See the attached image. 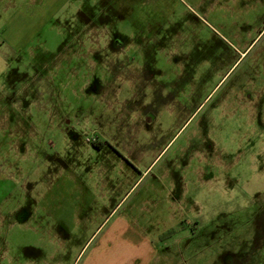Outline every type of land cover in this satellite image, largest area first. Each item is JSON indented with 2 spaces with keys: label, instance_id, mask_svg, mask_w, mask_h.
Wrapping results in <instances>:
<instances>
[{
  "label": "rangeland",
  "instance_id": "1",
  "mask_svg": "<svg viewBox=\"0 0 264 264\" xmlns=\"http://www.w3.org/2000/svg\"><path fill=\"white\" fill-rule=\"evenodd\" d=\"M262 2L0 0V264H264Z\"/></svg>",
  "mask_w": 264,
  "mask_h": 264
},
{
  "label": "flooded vegetation",
  "instance_id": "2",
  "mask_svg": "<svg viewBox=\"0 0 264 264\" xmlns=\"http://www.w3.org/2000/svg\"><path fill=\"white\" fill-rule=\"evenodd\" d=\"M261 5H262L261 7H263V11H264V3L262 2ZM261 15H260L261 18L258 19V24H261L260 28L257 31L255 37L250 39L248 46L243 51H239V49L235 47V49H234L235 54H233V56L235 58H233L231 60L232 62H231V66L229 68L230 70L241 59L242 55L245 54V52L248 51L250 48L252 50L254 48V46L258 43L260 38H262L264 36V12ZM259 47L260 46H258V49L253 56V64H254L255 70L252 71L251 78H249L248 82H246L247 87L249 89H252L253 92L252 93L251 92H247V93L243 92L242 96L237 97V95H236L234 98L232 97V99H231L232 102L235 101V103H237V105H240L242 110L245 107V109L247 110L246 112H249V109L251 111L255 110L257 108V106L259 105V103L262 104L264 102V45H262L260 48ZM249 53L250 52H248V54ZM259 67L261 68V70L258 69ZM256 78H259V79H256ZM243 88H245V87H243ZM226 100H227L225 102V106H226L225 109L226 110L224 112L228 113L229 111H227V108L230 106L228 103L230 100L228 97ZM241 100H242V102H241ZM236 113L237 112H234V110L229 112V114L231 116L235 115ZM147 118H148V121H150L151 118L148 117V115H147ZM230 118H232V117H230ZM149 124H151V123H149ZM110 147L115 152V154H117L119 157L125 158V156L123 154H121L120 151H118L117 149H115L112 146H110Z\"/></svg>",
  "mask_w": 264,
  "mask_h": 264
},
{
  "label": "crops",
  "instance_id": "3",
  "mask_svg": "<svg viewBox=\"0 0 264 264\" xmlns=\"http://www.w3.org/2000/svg\"><path fill=\"white\" fill-rule=\"evenodd\" d=\"M5 30L7 31V29H5ZM7 42H9V41H7ZM166 147H167V145L164 148H166ZM164 148H162V149L164 150ZM153 162H154V160L151 162V164ZM151 164L148 165L147 169H149ZM47 231L51 233L50 230L47 229ZM41 232L45 234L46 231L42 230ZM94 233H95V231L91 234L89 240L92 238V235ZM56 234L59 237H62L61 234H58V233H56ZM112 234L113 233L111 232V234L109 233L108 236H106V238L103 240V242L101 243V246L99 248H97V247L94 248L95 249L94 251H96V252H95V254L93 252V254H94L93 258L90 259V261H88V264H110V260L112 259V255H113V252H114L113 247L111 246V242L113 240L112 239V237H113ZM83 248H84V246L79 248L76 258H78V256L81 254ZM40 253H41L40 256H38V255H35L34 257H32V256L31 257L23 256V258H24L23 260H24V262L30 263V264H49L50 262L53 261V257L49 256L48 253H46V254H43L42 252H40ZM20 254H22V250H20L19 253L15 252V256H13L12 259L15 260L16 262L19 261L20 260L19 257H21ZM115 254L122 255V252L121 251H120V253L119 252H115ZM76 258L74 260H76ZM50 264H52V263H50Z\"/></svg>",
  "mask_w": 264,
  "mask_h": 264
}]
</instances>
